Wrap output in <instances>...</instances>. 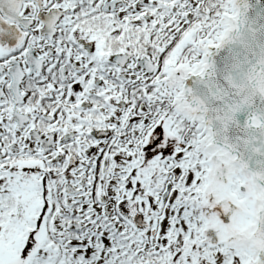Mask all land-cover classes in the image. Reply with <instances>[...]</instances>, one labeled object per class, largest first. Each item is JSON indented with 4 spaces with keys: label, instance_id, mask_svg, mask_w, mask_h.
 <instances>
[{
    "label": "snow or ice",
    "instance_id": "6c2138e0",
    "mask_svg": "<svg viewBox=\"0 0 264 264\" xmlns=\"http://www.w3.org/2000/svg\"><path fill=\"white\" fill-rule=\"evenodd\" d=\"M0 264H264V0H0Z\"/></svg>",
    "mask_w": 264,
    "mask_h": 264
}]
</instances>
